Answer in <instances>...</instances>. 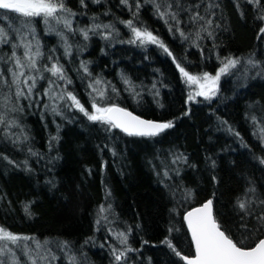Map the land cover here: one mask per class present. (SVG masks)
Returning a JSON list of instances; mask_svg holds the SVG:
<instances>
[{"label":"trees","instance_id":"16d2710c","mask_svg":"<svg viewBox=\"0 0 264 264\" xmlns=\"http://www.w3.org/2000/svg\"><path fill=\"white\" fill-rule=\"evenodd\" d=\"M64 2L74 14L58 12L68 26L41 17L25 23L0 10L8 34L0 44V227L44 245L38 251L48 258L39 264H184L176 251L194 256L184 216L211 199L234 239L251 246L264 239L255 231L264 213V0ZM169 12L177 19L160 15ZM197 13L204 19L193 20ZM127 21L172 55L141 43ZM25 44L41 53L36 69L27 67ZM13 45L23 69L9 59ZM229 57L240 62L222 77L216 97L190 101L176 64L200 76ZM54 64L64 79L47 70ZM21 70V82L34 76L36 85L17 101L12 72ZM68 93L89 112L95 100L173 127L152 138L127 136L88 120ZM240 201H251L250 214ZM35 241L9 244L19 264H26L24 244L35 255ZM113 249L125 252L121 261Z\"/></svg>","mask_w":264,"mask_h":264},{"label":"snow or ice","instance_id":"6c2138e0","mask_svg":"<svg viewBox=\"0 0 264 264\" xmlns=\"http://www.w3.org/2000/svg\"><path fill=\"white\" fill-rule=\"evenodd\" d=\"M122 3H127V0H121ZM248 3L260 5V0H247ZM83 3V0H81ZM139 7V5H137ZM0 10H5V14L14 13L17 14L16 18L23 17L25 18V23H30L32 19L36 17L43 18L45 23H48L49 19H55L58 23L61 20V17L57 15L58 12H66L69 15H74L70 9L65 5L64 0H0ZM264 12V9H261ZM163 17L168 15L171 19L176 20V14L169 13H160ZM3 18V17H0ZM9 19H12L9 17ZM193 20H203L204 17L200 16L197 13ZM260 20H264V15L259 16ZM66 26L69 25L67 19L64 20ZM129 27H132V21L126 22ZM177 23L179 21L177 20ZM207 25H211L212 21L208 20ZM104 27H108L105 25ZM203 30H207L206 28ZM132 31L136 39L140 40L141 43H152L157 44L160 48L164 50L169 56L172 53L169 51L167 46L158 39L152 32L141 30L139 28L132 27ZM260 33L264 34V27L260 28ZM85 38L87 39V32L84 33ZM183 36L184 33L181 32ZM199 35V33H197ZM208 35L211 36L212 33L208 32ZM187 38V37H185ZM8 42V34L3 27H0V44ZM134 42V41H133ZM18 45H13L12 56L9 59L14 60L17 69H23L25 65L22 63L19 56L16 55L15 48ZM26 49L24 56L28 59L27 67L29 69H36V60L34 57L40 56L41 53L37 48L35 53L31 52V45H23ZM3 59V57H0ZM226 62L222 61L223 66L216 73V75H211L207 72L203 73L202 76H193L185 70L179 63L176 64L183 78H186V81L192 84H198L199 90L195 94H190L188 99L194 100L196 96H202L206 100H211L217 94L218 91V82L220 76L225 73L229 68L235 67L240 61L238 58H225ZM175 61V57H173ZM249 64H252L254 67L257 62L249 59ZM53 75L60 74V78L64 79L62 74V68L57 65H52L50 69H47ZM87 71V68H85ZM2 73H0V78H2ZM25 73L21 71L12 72V83L17 86L15 96L17 101L23 97L28 99L32 95L33 88L36 85V77L27 76L21 82L20 77L24 76ZM29 81L31 83L29 84ZM7 83V81H4ZM127 83V81H125ZM23 83L27 88V95L25 91L20 87V84ZM99 83V81H96ZM91 87V85H90ZM96 91L95 89H93ZM101 97L104 96L103 92L98 93ZM68 98L71 99L74 105L87 116L88 120L93 122H100L102 124H107L110 128H117L126 133L129 136H145L153 137L159 135L161 132L166 129L173 127V122H155L151 120H145L141 117L134 115L132 112L128 111L125 108L119 107L118 105H111L108 107H100L95 102L92 103V112H89L85 109L77 98L68 93ZM5 101H8L10 97H5ZM15 110V109H12ZM55 111V109H54ZM5 117L0 114V124H4ZM11 123V122H10ZM260 163L264 164V158L260 160ZM254 191V189L250 190ZM190 195V193H189ZM264 204V201H261ZM251 201H240L239 208L242 212L250 214ZM27 211V206L25 208ZM103 212V207L101 208ZM187 222L188 229L191 233L192 243L195 246V256H183L179 251H176L175 248L171 245L170 241H165L169 244V247H173V251H176V255L179 256L182 260L185 261V264H264V239H259L254 246L246 244L244 240L234 239L231 230L224 226L221 222L218 221L213 212V201L209 199L201 207L194 208L192 211H189L185 217ZM259 221V226L255 231L264 232V213L257 217ZM99 223V221H97ZM247 228V225H244ZM118 238L120 239L121 244H127V235L125 233H118ZM247 239L251 238L249 234ZM35 241L34 237L21 236L13 234L7 229L0 227V256L11 255L12 264H19L18 259L15 257V254L12 252V249L9 248V244L17 245L18 247L20 241ZM37 250L43 248L39 241H35ZM47 242H45L46 244ZM26 251L25 255L31 260V264H37V260H47V256L40 255L39 251L36 252V255L33 256V250L28 247L27 244L22 246ZM126 251H131V249H126ZM113 255L117 262L125 256L124 251H117L113 249ZM54 258V257H53ZM0 264H7L6 261L0 260Z\"/></svg>","mask_w":264,"mask_h":264},{"label":"rangeland","instance_id":"374dc122","mask_svg":"<svg viewBox=\"0 0 264 264\" xmlns=\"http://www.w3.org/2000/svg\"><path fill=\"white\" fill-rule=\"evenodd\" d=\"M57 15L59 16V13H57ZM61 22L62 23H64V21L61 19ZM143 44H150V43H143ZM219 71V70H218ZM217 71V72H218ZM216 72V73H217ZM228 72V70L225 72V73H223L221 76H220V79H219V82H218V89H219V85H220V81H221V79H222V77L226 74ZM216 73H214V74H211V75H216ZM200 76H202V75H200ZM186 85H187V88H188V94L190 95V94H195V92L196 91H198L199 90V85L198 84H192V83H189V82H186ZM217 93H218V91H217ZM217 95V94H216ZM216 95L214 96V97H216ZM214 97H212V99L214 98ZM198 100H206V99H204V97H202V96H196L195 97V99L194 100H190V101H192V102H196V101H198ZM10 247V246H9ZM29 247V246H28ZM12 249V252L15 254V256H18V258L19 259H21L20 257H19V255L17 254V251H16V249L13 247V248H11ZM24 249V248H23ZM37 250V249H36ZM39 250V249H38ZM37 250V251H38ZM23 251V257H24V259H22L26 264H31V260L28 258V256L27 255H25V249L24 250H22ZM33 255V254H32ZM35 255H36V253H35ZM35 255H33V256H35ZM0 260H4V261H6L8 264H12V257H11V255L9 254V255H3V256H0ZM40 263V261H39V259H38V264Z\"/></svg>","mask_w":264,"mask_h":264},{"label":"water","instance_id":"95a60500","mask_svg":"<svg viewBox=\"0 0 264 264\" xmlns=\"http://www.w3.org/2000/svg\"><path fill=\"white\" fill-rule=\"evenodd\" d=\"M134 115H135V114H134ZM142 119H143V118H142ZM145 120H146V119H145ZM166 130H167V129H166ZM166 130H165V131H166ZM165 131L161 132L159 135H161V134L164 133ZM123 133H124V132H123ZM124 134L127 135L126 133H124ZM159 135H157V136H159ZM127 136H129V135H127ZM143 137H145V136H143ZM153 137H156V136H153ZM149 138H152V137H149ZM199 207H201V206H199ZM196 208H198V207H196ZM192 210H193V209H192ZM192 210H190V211H192ZM188 212H189V211H188ZM188 212H187V213H188ZM213 212H214V209H213ZM187 213H186V214H187ZM186 214H185V215H186ZM184 217H185V216H184ZM184 222H185V225H186V227H187L188 233H189L190 238H191V233H190V231H189V229H188L187 222L185 221V219H184ZM191 240H192V239H191ZM193 246H194V244H193ZM194 256H195V246H194ZM194 256H193V257H194ZM182 261H183L184 264H185V261H184V260H182Z\"/></svg>","mask_w":264,"mask_h":264}]
</instances>
